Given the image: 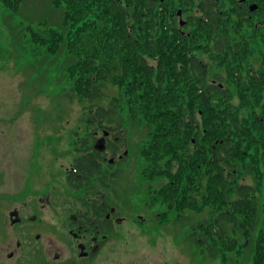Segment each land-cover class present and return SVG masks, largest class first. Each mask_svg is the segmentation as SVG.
Listing matches in <instances>:
<instances>
[{
	"label": "trees",
	"instance_id": "obj_1",
	"mask_svg": "<svg viewBox=\"0 0 264 264\" xmlns=\"http://www.w3.org/2000/svg\"><path fill=\"white\" fill-rule=\"evenodd\" d=\"M2 2L18 13L24 0ZM50 4L62 11V26H51L49 41L65 40L70 46V70L77 75L71 88L79 101L88 103V123L110 124L116 134L128 128L126 118L146 127L147 146L141 150L148 161L145 169L149 177L167 179L162 197L172 204L178 200L180 208L219 209L214 218L191 226L192 241L213 256H224L238 247L235 235L241 234L246 240L235 252L253 249L254 264H264L263 88L245 87L235 104L228 88L205 86L209 71L197 57L203 53L188 59L187 52L176 50L207 47L209 31L214 34L212 55L220 56L228 47L239 51L228 29H209L199 22L192 34L186 32L169 7L156 0ZM109 83L122 85L124 95L122 103L115 99L107 107L101 101ZM113 149L116 154L117 146ZM95 167L91 160L89 172ZM246 175L255 178L253 183H240ZM151 199L156 200L155 193Z\"/></svg>",
	"mask_w": 264,
	"mask_h": 264
},
{
	"label": "rangeland",
	"instance_id": "obj_2",
	"mask_svg": "<svg viewBox=\"0 0 264 264\" xmlns=\"http://www.w3.org/2000/svg\"><path fill=\"white\" fill-rule=\"evenodd\" d=\"M222 2L229 9L230 1ZM19 10L15 13L0 0V158L5 160L1 164L9 167L18 154L23 157L27 154L25 158L31 156L40 161V154H43L44 160L49 159L52 178L53 174L57 175L55 172L60 164L69 165L75 155L69 151L72 144L79 140L91 144L94 142L90 138L91 128L111 126L88 123L91 115L86 109L88 103L79 101L71 88L77 75L71 74L70 70L73 64L70 46L65 40L59 44L49 41L53 37L51 26H62V11L54 9L50 0H24ZM228 28L232 44L241 46L236 51L238 53L226 51L220 56L213 55V61L207 56L200 57L209 64L210 73L221 75L219 81L223 83L224 78L223 88L232 91L235 104H239V95L245 93V87L250 88L251 85L262 87L264 98V84L255 83L249 76L245 78L250 66L249 71L258 70L264 79V26L230 19ZM205 44L212 46V41H205ZM211 50L214 54L213 47ZM195 52L202 53L200 50ZM104 94L101 103L108 107L115 99L122 103L124 89L120 84L109 83ZM182 94L180 92L178 96ZM126 121L128 128L122 129L124 147L118 150L120 154L128 152L124 157L127 162L120 164L124 167L121 174L139 182L145 197L150 194L147 199L155 201L154 206L148 207L159 213L160 224L164 220L166 222L162 229L153 227L146 230L145 235L139 233L137 238L145 240L143 244L147 239H156L160 254L174 256L177 264H254L253 249L249 248L244 255L235 252L246 240L241 234L235 235L238 247L225 252L224 256H213L192 241L189 236L191 226L214 218L219 209L207 205L203 208H180L176 206L178 200L172 204L163 198L162 189L167 179L160 175L149 177L145 169L148 161L141 150L147 146V128L138 127L129 118ZM163 162L160 160L159 163ZM253 176H244L240 183H253ZM154 193L156 200L151 199Z\"/></svg>",
	"mask_w": 264,
	"mask_h": 264
},
{
	"label": "flooded vegetation",
	"instance_id": "obj_3",
	"mask_svg": "<svg viewBox=\"0 0 264 264\" xmlns=\"http://www.w3.org/2000/svg\"><path fill=\"white\" fill-rule=\"evenodd\" d=\"M156 1L164 2L180 27L191 34L199 22L207 23L209 29L228 28L230 19L264 26V0H229V9L222 0ZM207 35L213 45L214 34L208 31ZM211 47L215 51L214 46L200 49L209 60ZM176 50L187 52L188 59L197 51ZM249 70L250 66L245 78L264 84L258 70ZM218 77L208 73L207 89L224 87V78L222 83ZM96 127L90 129L94 142L72 144L69 151L75 155L69 165L61 163L52 178L49 159L44 160L43 154L40 161L18 154L9 167L0 158V264H177L174 256L160 254L156 239L143 244L145 240L137 238L153 227L162 229L166 222L160 224L159 213L149 208L154 202L147 199L150 194L145 197L139 182L121 174L124 167L120 164L127 162L128 153L115 154L113 148L124 147L123 131L116 134L111 128ZM104 136L106 149L99 151L95 142ZM91 160L98 165L92 173L88 169ZM7 169L9 173H2Z\"/></svg>",
	"mask_w": 264,
	"mask_h": 264
},
{
	"label": "water",
	"instance_id": "obj_4",
	"mask_svg": "<svg viewBox=\"0 0 264 264\" xmlns=\"http://www.w3.org/2000/svg\"><path fill=\"white\" fill-rule=\"evenodd\" d=\"M108 132H106L105 135H107ZM95 149L99 150V151H104L106 149V140H105V136L101 137L99 139L96 140L95 142ZM128 152L126 151L125 154H127ZM113 161V160H111Z\"/></svg>",
	"mask_w": 264,
	"mask_h": 264
}]
</instances>
